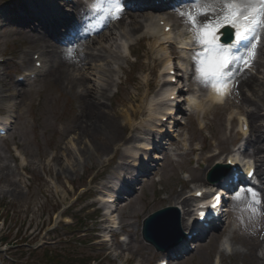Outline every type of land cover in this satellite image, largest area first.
I'll return each mask as SVG.
<instances>
[{
    "label": "rangeland",
    "instance_id": "1",
    "mask_svg": "<svg viewBox=\"0 0 264 264\" xmlns=\"http://www.w3.org/2000/svg\"><path fill=\"white\" fill-rule=\"evenodd\" d=\"M13 4L20 5L19 0H0V56L7 58L0 65V69L5 72L0 76V115L7 116L6 105L9 102L16 101L18 104L17 111L8 124L11 126L9 134L0 136V212L4 218L8 215V222L4 227V218L0 221V237L5 229L16 224L32 246H16L14 251L9 244L0 247V264H67L71 260L83 264H151L167 257L168 253H158L142 240L140 232L143 220L158 209L174 204V199L180 193L185 196L186 192L192 193L204 185V170L215 162L214 159L207 160L210 154L229 151L236 144L245 145L254 137L250 132L240 134L237 120L239 114H245L249 123L251 122L252 101L257 102L261 108L260 118L255 124L258 120L264 123V47L257 55L261 66L255 65L249 69L258 78V85H244L235 89L222 105H214L206 89L199 87L196 73L191 76L193 81L191 80L188 61L182 60L179 57L182 52L176 49L179 55L173 62L187 71L186 74L181 72V76L185 77H179V81L175 83L180 89L179 99L193 93L199 97L202 106L200 109L192 108L191 104L180 102L179 107L183 111L174 117L175 121L178 117L176 127H170V120L166 124L171 128V141L175 142L174 146L178 151H186L181 147L185 144L188 150L197 148L200 152L191 155L186 153L185 156L179 154L180 160L187 163L176 168L171 161L173 155L170 152H173V148L170 152L159 150L158 156H163V159L159 163H153L155 168L148 175L149 178H144L146 180L141 182L131 196L116 203V217L118 215V220L124 226L129 238L128 244L125 248L120 243L105 244L104 247L101 240H94L98 235L95 231L101 229L100 222L95 221L96 214L93 210L97 206L91 193L100 188L98 180L111 173L115 165L112 159L117 153L114 149H107L103 134L105 131L91 128V125L102 120L97 97L104 91V111L124 114L132 106V98L139 97L140 94L136 106L147 111L148 99L160 92L161 82L166 78L164 75H168L167 70L166 73L161 71L166 63V55L155 50L151 41L138 43L139 36L134 35L129 42L137 41L134 44L138 57L135 64L129 65V55L118 59L111 53H105L107 56L81 64L76 70L68 67V72L67 69L54 68L52 73L46 71L35 80L18 84L17 75L33 66L32 55L40 49L34 48V43L30 40L31 35L40 33V28L35 25L21 28L20 25L26 23H21V20L14 17L17 8ZM176 19L172 17L173 22ZM126 20L129 24L130 19ZM129 30L128 25L111 29L114 34L109 40L103 41L104 44L112 48L118 31ZM178 31L176 29L177 34ZM104 33L111 32L106 29ZM86 47L87 44L81 50L89 51ZM46 56L51 57L50 53ZM97 66L98 69L102 68L100 75L92 68ZM82 75L87 77L81 85L69 83L70 77ZM149 80L152 82L150 88L147 86ZM102 86L105 89H101ZM20 90L21 94H18ZM84 90L86 95L83 94ZM150 91L154 93L151 95ZM169 106L159 104L156 110L163 112ZM187 107L190 110L185 109ZM140 119L141 116L138 120ZM121 121L125 124L123 119ZM145 121L148 123L147 119ZM252 122L251 125L254 124ZM127 134L132 133L127 130L125 136ZM139 134L142 135L140 132ZM262 144L264 146V142ZM17 154L24 157L28 165L22 161L21 164ZM242 155L247 156L248 151L242 152ZM198 156L202 157V170L195 169L199 166ZM129 163L132 166L135 161L130 159ZM182 170L188 171L190 177L187 174L181 175ZM189 178L191 181H187ZM232 197L229 204L232 215L229 212L221 224L222 229L227 228V232L219 231L218 235L217 232L212 233L193 253L172 264H214L217 255L220 257V264H264V228L261 227L264 220L261 224L259 220L252 221L258 219L257 213L250 219L245 214L249 212L245 204L235 201L234 194ZM70 204L74 205L68 214L73 219L76 218V222L70 225L75 226L65 228L62 227L59 213ZM261 206L263 207V203ZM238 213H241L240 216ZM77 217L83 220H77ZM248 221L249 226H244ZM28 228L30 230L26 232ZM81 230L87 231V235L77 236ZM226 237H229L227 246L232 255H226L219 247L220 241ZM14 238L15 232L11 234V241H15ZM49 240L53 241L50 248L39 246ZM109 248L111 252L108 251ZM32 250L35 252H31ZM52 252L57 257L56 260L45 256ZM251 253L253 256L250 257Z\"/></svg>",
    "mask_w": 264,
    "mask_h": 264
},
{
    "label": "bare ground",
    "instance_id": "2",
    "mask_svg": "<svg viewBox=\"0 0 264 264\" xmlns=\"http://www.w3.org/2000/svg\"><path fill=\"white\" fill-rule=\"evenodd\" d=\"M135 1L138 2L139 0H135ZM142 1H151V0H142ZM194 2H184V3L180 4L178 7H175V12L178 13V15H179V13L181 11L188 10ZM25 3L26 2L21 1V2H19V4H20L19 6L25 7V13L29 14V12L27 11L28 6H26ZM143 7L146 8V6L138 5L136 9H141ZM37 9H39V11L36 12V14L34 16H32L31 18H29L27 20L23 19L21 21V23L25 22L26 24H22L20 26H21V28H24L26 25H31L34 23V21H35L34 19L45 20L46 24L42 27V31H40V33H34L33 35L30 36V40L34 44L39 45V47H40V45H42L41 48L46 47L48 49V51H50V53H51L50 54L51 58L49 60H47L44 55H41V58L43 60V67L41 68V71L45 67L51 66L50 68L55 67L58 69H67L69 72L70 69L76 70V68L79 65L90 63L91 61H93V59L105 57V55H106L105 53H112L114 56L119 58L121 55L120 54L121 48L123 49V47H125L127 44L126 39L123 38V34H121L122 36L120 39L117 38L118 42H117V48L115 50L108 48L103 43L102 40L96 41L97 38H100L101 35H98V37L96 36L95 38H89L91 34L89 31L86 30V28H90L91 26L86 23V14L83 11L82 12V23L79 26V38L83 39V40L87 39L85 42L89 43L87 46L89 49H93V51L84 52V51H81L78 49L76 57L74 59L70 58L67 55L66 49L63 48L64 46H61V45L55 46L51 42V40H53V36L51 34V30H52L53 25H52L50 19H48L49 15L47 14V9H49V5L46 3L45 0H38ZM159 9H162V7H159ZM125 14H128V18L131 19L130 23L128 24V26L131 27V31L129 34L133 35V34L141 33V34H143V36L153 38L154 46H156L158 49H160L161 51H164V52H166V54H168L167 45L173 44V35H174V30H175V28L173 26L169 32H165L163 30L162 26H159L158 23L154 22L153 16H155L156 14L153 13V14H151L150 17H147L145 14L141 15L140 13L136 14L134 12H130V13L125 12L120 17V19H118L114 23H112L109 30L114 29L117 26H120L121 24L126 25L127 20H126ZM157 14H158V16H160L161 12H159ZM139 17L140 18L145 17V18L140 20ZM179 17L183 20L181 25L185 24V26H187L188 23H187L186 17H181L180 15H179ZM167 21L168 22H165V24H169V22H171L169 18H167ZM185 21H186V23H185ZM103 25H105V23ZM177 25H178V22L174 23L175 27ZM182 34H183V32L181 33L180 37L182 36ZM102 35H104V37H105L104 33ZM106 40H108V37H106ZM97 42H99V45H100L99 47L96 46ZM83 44L84 43L79 44L80 47L83 46ZM53 45L56 47V49H53ZM126 49L127 50L129 49V45L126 47ZM182 49H185L184 51L186 53H188V50L186 47H184ZM41 52L43 53V51H41ZM174 52H176V51L174 50ZM42 53H40V54H42ZM166 58H167L166 59L167 64L172 63V61H171L172 55H170V53H169V55H166ZM257 63H256V65H257ZM68 67L70 69H68ZM98 67L99 66L92 67V68H94V70H96L97 74H100V68L98 69ZM30 71H33V69H31ZM28 72L26 73V75H28L30 73V72L29 73ZM85 77H87V76L82 75L81 77H73V78L70 77L69 83L74 84V85H78V84L81 85L82 81L84 80ZM238 80H239V84L241 87L243 85H246L249 87H254L258 83V78L256 76H253L251 73H249L247 71L240 72V74L238 76ZM149 86H150V82L148 83V87ZM101 89H105V88L102 87ZM174 89H176V87H172L170 91H173ZM172 93L173 92H169L168 94H172ZM83 94L86 95L85 90H84ZM105 94L106 93L104 91H102L101 94H98V97H97L98 107L100 108L102 120L98 124L91 125V128L93 130L97 129L99 131H105L103 134L105 135L104 140H105L106 146H108L107 149H111L112 147L116 146L115 150L120 151V155L118 156V159L120 161L118 168L122 169V172L120 173L119 169H116V173L119 177H121V175L125 173L126 178L124 179V185H127V183L131 182V179L133 177H136L135 175L130 176L129 172H128L129 169L126 168L128 158H130L132 156L129 146L132 142L139 141L140 140L139 138H141V137L136 136V135H131L128 137L123 136V133L126 129V126H123L121 124V118H123L124 115L120 112H116L114 114H111L107 111H104L106 104L103 101V97L105 96ZM212 98L214 100H217L215 93H212ZM136 100H137V97H135L133 99V102H136ZM193 101H194V98L191 97L190 102H193ZM251 103L254 107V109L251 112V118L255 124V121L260 118V116H259L260 106L258 105L257 102H251ZM14 106H15L14 103L9 104L8 105L9 111H13ZM126 106H127V104H126ZM168 113H172L171 109L168 111ZM126 115L127 116L125 117V120L126 121H132L133 118H136L140 115V111L135 107H131L128 109ZM164 115L165 114H162L161 117H163ZM151 117H153L155 119H160V118H156L155 116H151ZM8 119L9 118H7V117L2 118L3 121H8ZM160 121H162V119H160ZM138 128L134 127L135 130H138ZM263 128H264L263 125H256L255 124L254 126H252V133L251 134L254 135V139H250L248 144H246V146H245L246 149H251L252 153H254V155L256 156L255 157V163H256L257 169H258V176L261 179L260 187H258V190H259V192L261 191L263 193L262 200H264V146L262 144V142H264V129ZM159 129H160V133H158V135H162V136L165 135L163 137L165 139H167V137L169 135L167 132H164V126L161 125L159 127ZM95 132H97V131H95ZM145 133L156 134L155 132H153V130H145ZM122 141H123V144L118 145V143L122 142ZM149 144L150 143L144 144L145 145L144 148L140 146V148L137 149L138 153L140 155L147 156L148 155L147 151L150 150V147H151ZM123 147H125V148H123ZM161 149H164V148L161 147ZM262 152H263V154H261ZM213 157H215V155L209 156L208 159H212ZM147 159H149V158H147ZM200 170H202V169H200ZM141 173H142V171H141ZM138 177H139V175H138ZM132 190L134 191V188ZM193 200H194V198L182 197L181 194H179L174 199L175 205L179 206L181 208V210L183 211V214L181 217V226L185 232L191 230V228H192L190 226V224L187 222V219H188V216L190 215V205H191V202H193ZM263 206H264V203H263ZM263 220H264V218L262 217L261 222ZM175 225H176L175 220L172 221L171 217L169 216V213H167V214H163L161 217H158L152 223L150 230L151 231L153 230L152 234H153L154 238L161 242L164 240L165 237H168L169 234L174 232ZM161 228H163L164 231H161ZM251 256H253V253L250 254V257Z\"/></svg>",
    "mask_w": 264,
    "mask_h": 264
},
{
    "label": "snow or ice",
    "instance_id": "3",
    "mask_svg": "<svg viewBox=\"0 0 264 264\" xmlns=\"http://www.w3.org/2000/svg\"><path fill=\"white\" fill-rule=\"evenodd\" d=\"M243 2L244 0H195L188 10L179 13L181 17H186L194 37L193 40L200 47V51L193 54V59L196 61V79L205 87H210L216 94V99L221 102L225 96L230 94L232 87L231 81L227 79L231 73L227 70L237 62L245 69H250L253 66L257 47L261 40L260 29L264 26V0H250V2H256L259 5L255 19L246 14L244 8L236 7ZM91 7L97 12H103L102 19L107 17L119 19L123 11L122 0H95ZM249 24L253 26L249 27ZM227 27L234 30L235 40L232 44L221 42L220 35L222 30ZM244 40H251L252 43L248 46L245 55H237L233 49ZM210 52L223 58L219 73L213 76L205 75L203 71V61L208 59ZM71 53L72 50L69 49V55ZM245 191L250 196H245ZM196 195L201 196L202 193L198 192ZM213 199L216 203H212L210 207L214 209L222 197L217 193ZM234 200L238 203L243 202L245 208L253 216L259 211L256 206L264 203L259 193L253 188L237 190ZM200 215L203 217L205 214L201 212Z\"/></svg>",
    "mask_w": 264,
    "mask_h": 264
},
{
    "label": "clouds",
    "instance_id": "4",
    "mask_svg": "<svg viewBox=\"0 0 264 264\" xmlns=\"http://www.w3.org/2000/svg\"><path fill=\"white\" fill-rule=\"evenodd\" d=\"M236 7L237 8H241V7L244 8L245 13L252 16V18L255 19L256 11L259 8V5L256 2H250V0H244L243 3L236 5ZM248 26L252 27L253 25L249 24ZM260 33H264V26L261 27ZM192 38L194 39L193 36H192ZM222 63H223V58L221 56H219L216 53L210 52L208 59L203 61V64H204L203 71H204L205 75H208V76L217 75L219 73V69H220Z\"/></svg>",
    "mask_w": 264,
    "mask_h": 264
},
{
    "label": "water",
    "instance_id": "5",
    "mask_svg": "<svg viewBox=\"0 0 264 264\" xmlns=\"http://www.w3.org/2000/svg\"><path fill=\"white\" fill-rule=\"evenodd\" d=\"M171 210V209H169ZM168 209H164V210H161L157 213H155L154 215H152L149 219H147L144 223V235H145V238L152 242V243H155L159 248L162 247V241H158L154 238L153 234H152V231L150 230L151 228V225L152 223L158 218V217H161L165 212H167ZM178 225V223L176 224ZM176 225H175V228H176ZM161 231H164L163 228H161ZM168 239V237H165L164 240Z\"/></svg>",
    "mask_w": 264,
    "mask_h": 264
}]
</instances>
